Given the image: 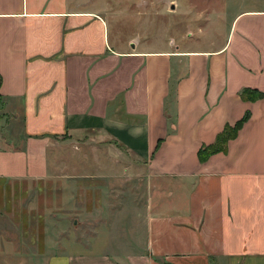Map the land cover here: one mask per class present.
Listing matches in <instances>:
<instances>
[{"label":"crops","instance_id":"0c3cea01","mask_svg":"<svg viewBox=\"0 0 264 264\" xmlns=\"http://www.w3.org/2000/svg\"><path fill=\"white\" fill-rule=\"evenodd\" d=\"M109 6L0 0V208L65 143L97 141L135 159L145 195L116 197L104 243L46 264H264V0L202 49L130 48Z\"/></svg>","mask_w":264,"mask_h":264},{"label":"rangeland","instance_id":"374dc122","mask_svg":"<svg viewBox=\"0 0 264 264\" xmlns=\"http://www.w3.org/2000/svg\"><path fill=\"white\" fill-rule=\"evenodd\" d=\"M259 1L106 0L123 42L129 41L130 48L140 42L150 50L170 48L173 42L200 49L211 47V41L219 44L234 18ZM103 146L97 141L65 143L50 178L13 188L0 208V264H46L53 256L73 253L75 245L89 247L99 238L105 242L106 235L96 232L116 222L111 216L116 197L132 206L145 194L135 159ZM85 252L80 248L77 254Z\"/></svg>","mask_w":264,"mask_h":264},{"label":"trees","instance_id":"16d2710c","mask_svg":"<svg viewBox=\"0 0 264 264\" xmlns=\"http://www.w3.org/2000/svg\"><path fill=\"white\" fill-rule=\"evenodd\" d=\"M246 93H247V91H246ZM243 97L244 98L246 97L245 93L243 94ZM247 119H248V116H246L245 119L242 120L241 122H239L234 128H232V127L226 128L224 133L218 138V141L215 144V146L210 147L208 150L200 151V153H199L200 160H204L210 154H214V153H217L219 151H225L227 143L229 142V140L235 138L239 129L241 128V126L243 125V123Z\"/></svg>","mask_w":264,"mask_h":264},{"label":"water","instance_id":"95a60500","mask_svg":"<svg viewBox=\"0 0 264 264\" xmlns=\"http://www.w3.org/2000/svg\"><path fill=\"white\" fill-rule=\"evenodd\" d=\"M175 8H174V6H172V10H174ZM134 45H132V47H133Z\"/></svg>","mask_w":264,"mask_h":264}]
</instances>
